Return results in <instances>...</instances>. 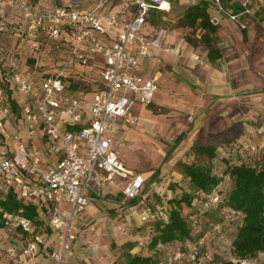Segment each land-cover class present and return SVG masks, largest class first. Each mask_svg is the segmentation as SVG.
Wrapping results in <instances>:
<instances>
[{
    "label": "built area",
    "instance_id": "2783aa9c",
    "mask_svg": "<svg viewBox=\"0 0 264 264\" xmlns=\"http://www.w3.org/2000/svg\"><path fill=\"white\" fill-rule=\"evenodd\" d=\"M207 1L240 30L253 23L249 0L241 1L237 12L223 0ZM81 4L0 0V33L25 38L35 53L46 46L58 57L50 65L37 58L29 71L18 48L12 54L0 49V199L12 191L22 205L35 208L29 219L23 206L13 212L0 207V264H69L90 191L116 188L120 205L144 199V176L122 164V144L111 146V132L117 123L135 125V106L153 101L156 80L142 77L140 66L157 42L144 26L150 12L169 11L170 0H125L116 14L103 0ZM6 11L17 16L14 26L4 21ZM209 22L219 23L216 16ZM6 87L13 90L16 110ZM245 148L258 152L253 145ZM218 202L212 192L203 206ZM138 220H147L145 209ZM202 244L200 238L186 250L169 252L165 264H204Z\"/></svg>",
    "mask_w": 264,
    "mask_h": 264
},
{
    "label": "rangeland",
    "instance_id": "374dc122",
    "mask_svg": "<svg viewBox=\"0 0 264 264\" xmlns=\"http://www.w3.org/2000/svg\"><path fill=\"white\" fill-rule=\"evenodd\" d=\"M50 6L69 5L76 1H81V5H88L99 0H46ZM105 5L111 8L112 5L120 2V0H103ZM201 1L204 0H171V10L169 13L158 15L152 19V24L155 29L164 28L165 30L180 29L181 37L191 45H197L200 42L203 31L198 27L187 28L184 25L183 15L185 11ZM249 7L252 13L255 11L256 5L259 9H264V0H249ZM239 5V4H238ZM263 5V7H261ZM116 14L117 10L112 9ZM263 11V10H262ZM6 23L14 26L17 16L12 11H6ZM210 17V16H209ZM255 17V16H254ZM1 20V18H0ZM7 39L0 37V43L6 45L8 50H11L13 45L12 38L6 36ZM10 48V49H9ZM29 47L25 48L20 56L24 61L29 56ZM37 58L47 65L58 61L57 54L53 51L48 52L46 46H41L37 51ZM209 67V65H207ZM203 69L209 73V68ZM211 69H216L222 74H226V70L222 65H213ZM29 70V69H28ZM30 71V70H29ZM90 73V70L88 71ZM93 74L91 73V76ZM175 76L178 74L174 73ZM17 95L16 93L14 94ZM151 110L150 117L147 123L135 126L129 129L126 133V141L121 152V157L127 164L131 161L132 168L136 171L147 173L150 170H158L156 174L152 175V180L155 182V189H146L142 191L143 203L135 209V214L131 215L130 206L120 205V197L105 198L102 200L92 201L90 207L86 210V215L83 220L77 223V245L76 248L80 251V256L72 260V264H124L125 255L127 253L138 256H154L159 260V264H164L165 254L168 252L161 246L151 250L149 247L150 239L153 235V224L150 222H140L139 215L141 210L152 209L157 210L163 206V203L173 197H180L182 193H189L188 180L184 178L180 163H190L193 160L191 151L192 143H189L181 150H177V145L174 148L176 138L184 133L185 140H188L189 123L194 117H190L185 113H180L173 108L171 111L164 112L158 107L149 106ZM236 118L233 123L237 124L233 128V134L229 142H223L217 150V156L212 161L213 172L220 175L225 170L224 161L227 159H236L240 157L244 161H254L257 156H249L247 152H240L244 145H253L258 148L260 156L264 155V146L262 148L260 137H264V130L255 129L262 121L259 117L247 118L248 128L242 129L244 126H238L241 121ZM256 119V120H253ZM151 121V122H150ZM258 130V131H257ZM222 131H215L211 135L220 137ZM202 136L201 139L207 138ZM254 136L259 137V140ZM199 139V140H201ZM234 139L238 140L235 141ZM197 140V142L199 141ZM241 141L243 144L240 146ZM261 149V150H260ZM171 150V154L165 162H162L163 157ZM177 151V152H176ZM181 151V152H180ZM177 153V154H176ZM129 165V164H127ZM230 185L229 180L222 178L220 189L225 191ZM0 191L1 188H0ZM2 194V192H1ZM137 201V202H139ZM201 199H198V206H200ZM204 206H201V209ZM205 209V208H204ZM211 210L212 208H207ZM203 216H198L196 224L193 225L194 240L203 239V256L204 260L212 264L216 259L222 260L232 259L231 248L229 244L230 236L234 234V222L230 221L231 215L221 214L209 211ZM209 223H218L222 227L221 234L210 235V228L207 229ZM93 227L90 231L89 228ZM227 233V234H226ZM11 236L7 233L2 238L6 241ZM223 236V237H221ZM221 237V238H220ZM174 248V247H173ZM81 257L86 258V262ZM71 264V263H70ZM256 264H264V257L257 259Z\"/></svg>",
    "mask_w": 264,
    "mask_h": 264
},
{
    "label": "crops",
    "instance_id": "0c3cea01",
    "mask_svg": "<svg viewBox=\"0 0 264 264\" xmlns=\"http://www.w3.org/2000/svg\"><path fill=\"white\" fill-rule=\"evenodd\" d=\"M124 1L120 0L112 5L113 8L120 11L124 6ZM241 1L243 0L223 2L229 11H233ZM255 8L253 23L246 30H240L227 17L215 13V8L210 3L207 8L208 16H216L219 23L215 26L213 34L196 24L194 27L203 31L200 42L196 46L189 44L181 37L180 29L167 31L164 28H154L152 19L160 14L169 13L171 0L169 11L149 13L144 33L155 40L157 44L152 47L151 55L141 61L140 74L144 78H154L158 86L150 105L158 107L160 110L163 109L164 112L175 108L180 113L194 117L189 123L188 140H185L184 133L176 138L174 148L180 144L177 150L184 148L185 151V147L189 143L197 142L202 136L230 128L235 124L233 122L236 118L239 122L244 121L239 126H244L242 129L247 130L249 129L247 118L259 117L263 127L258 123L255 129L260 127V130H264V9H259L258 5ZM184 25L189 29L194 28L185 23ZM208 45L216 52L213 59L209 58ZM218 64L225 68L226 74L211 69L213 65ZM207 67L211 70L209 73L205 70L202 71V68L207 69ZM174 73L178 76H175ZM149 106L137 104L135 106L136 124L128 126L117 123L111 132V146L116 148L118 143L122 144L118 155L122 164L144 176L145 183L142 191L155 189L156 184L150 174L154 175L158 170H150L147 173L136 171L132 168L131 162L133 161L127 165L121 157V152L124 148L127 131L151 120ZM255 138L259 140V137L254 136ZM260 139L262 148L264 137H260ZM170 154L171 150L165 154L162 162H165ZM107 197L118 198L120 193L113 187H108L99 193L90 191L82 220L92 201ZM137 207H139V202L129 207L131 215L135 214ZM77 242L78 240L73 243L68 254L69 264H72V260L81 255L76 248ZM259 257L261 258V255ZM81 258L83 261H87L86 258Z\"/></svg>",
    "mask_w": 264,
    "mask_h": 264
},
{
    "label": "trees",
    "instance_id": "16d2710c",
    "mask_svg": "<svg viewBox=\"0 0 264 264\" xmlns=\"http://www.w3.org/2000/svg\"><path fill=\"white\" fill-rule=\"evenodd\" d=\"M223 1L227 2L228 0ZM209 4L207 0H204L195 6L189 7L183 15L184 23L189 27L198 24L200 28L213 34L215 26L209 22L207 12ZM238 10L239 5L233 9L234 12ZM6 36L12 38L13 45L11 50H8L6 45L0 43V49L5 48L3 54L15 53L18 48L20 59L25 48L29 47V56L24 61L21 59L20 61L26 70H32L37 59V53L30 49L29 42L25 38H15L9 32L0 33L2 39H7ZM208 46L209 58L213 59L216 52L210 45ZM5 91L10 107L12 110H16L18 106L13 98V90L6 87ZM235 126L237 125H232L230 128L223 130V134L219 138L210 134L207 138L192 144V162L179 164L184 178L188 180L189 193H182L178 198L173 197L167 200L162 207H157V210L145 209L147 220L143 223L150 222L153 224V235L149 242L151 250L161 246L168 251L165 254L166 256L173 250L188 249L196 241L192 235V228L196 224L197 217L213 211L231 215L233 218H230V221L234 222L235 231L228 241L233 258L229 260L218 258L212 264H239V260H249L256 264L257 259H260V255L264 257V155L260 156L259 152H251L245 148V146L251 145H244L239 141L240 146L243 144V149L240 152H247L250 157L258 155V158L249 162L240 157H236V159L229 158L224 161L225 170L220 175L213 172L212 161L217 156L218 147L223 142H229ZM222 178H227L230 182L228 189L225 191L220 189ZM212 192L218 194V204L211 210L201 209V206L207 201L208 195ZM198 199H201L199 207H197ZM137 201L139 199H132L127 205L133 206ZM22 206L24 207L23 215L32 219L35 215L34 206L22 205L12 191H8L4 198L0 199V207L4 211L13 212ZM40 228L44 230L43 227ZM208 228H210V235L221 234L222 227L218 223H209ZM203 244L200 249V262L210 264L204 260ZM163 263L165 264V257ZM124 264H159V260L151 255L138 256L127 253Z\"/></svg>",
    "mask_w": 264,
    "mask_h": 264
}]
</instances>
